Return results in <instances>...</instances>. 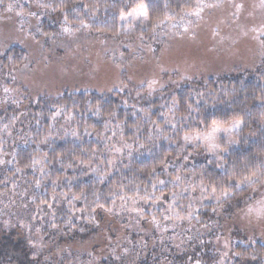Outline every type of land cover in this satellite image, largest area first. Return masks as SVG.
<instances>
[{"label": "clouds", "instance_id": "1", "mask_svg": "<svg viewBox=\"0 0 264 264\" xmlns=\"http://www.w3.org/2000/svg\"><path fill=\"white\" fill-rule=\"evenodd\" d=\"M0 264H264V0H0Z\"/></svg>", "mask_w": 264, "mask_h": 264}]
</instances>
